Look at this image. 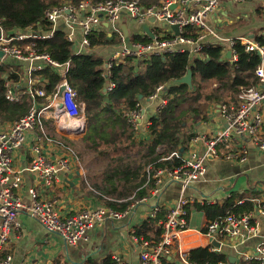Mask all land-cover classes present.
Instances as JSON below:
<instances>
[{
	"label": "built area",
	"instance_id": "obj_1",
	"mask_svg": "<svg viewBox=\"0 0 264 264\" xmlns=\"http://www.w3.org/2000/svg\"><path fill=\"white\" fill-rule=\"evenodd\" d=\"M220 1L193 0V8L189 12L184 7L189 0H167L159 5L148 6H143L138 0H98L95 2L78 0L75 4L64 2L45 11V17L51 29L43 33H35L33 30L9 32L0 18V50L4 52V56L0 58V64H4L5 57L10 56L27 63L25 88H21L20 85L6 78L5 97L9 101H19L24 96H28L27 98L31 101L26 114L14 120L10 127L0 128V264H12V255L7 252L2 255V252L9 241L11 231L19 225L17 218L22 211L28 212L37 219L47 232L60 235L69 246H75L83 240L86 230L102 223L105 218L118 219L126 213L125 210L119 211L109 206H99L94 209L84 208L74 214L61 216L55 207V200L38 197L34 188L28 189L29 204H25L22 198L15 193L22 182V170L13 167V152L24 144L28 134L35 128L46 141L60 146L64 155L50 157L42 151L41 144L34 143L30 147L31 161L25 168L27 171L33 173L43 184L50 185L61 171L72 169V162L79 164L80 158L75 148L62 137L49 136L45 131L42 117L49 114L55 122L57 132H63L70 138L81 135L86 128L87 117L84 111V101L79 99L76 90L67 78L71 65L70 60L58 62L47 53L38 52L32 39L51 37L54 28L62 20L66 28V38L72 44L75 42L73 30L76 27L81 29V47L76 52L80 53L90 47L87 36L101 24L99 17L113 25L122 13L140 22L147 17H153L154 20L161 21L169 27L172 24L178 25L177 35L153 36L147 42L138 41L113 52L102 72L103 77L108 78L110 75L108 68L128 56L135 60H143L150 55L162 56L173 52H188L191 59L200 58L203 47L209 43L200 42L203 35L185 36L183 30L188 25L207 28L205 20L218 7ZM172 4H179L182 7L172 9L170 7ZM79 11H83L80 16ZM207 31L210 35L218 37L214 30L207 28ZM223 40L228 44L227 51L230 52L228 60L231 62H236L238 58V53L234 48L236 43H240L246 52L256 53L260 57V63L254 68L256 82L240 88L236 105L222 103L218 106L219 113L225 121L224 126L208 136L194 134L191 137L193 144L201 140L204 142L203 151L198 152L193 148L186 152L173 151L163 157V160L176 157L179 159L178 164L155 166V163L151 162L144 167L142 174L144 182L130 198H134L136 191L141 188H147L150 194L156 195L170 182H178L181 191L179 197L167 208L165 217L158 222L162 229L159 240L152 242L133 234L132 239L140 244L141 264H163V258L180 237L181 232L188 227L187 206L195 203H210L203 198L197 199L185 195L189 184L204 176L207 161L210 158L221 157L232 161H245L248 153L244 143L245 138H248L264 156V113L262 111L264 107L261 109L264 105V45L247 35L227 37ZM46 65L52 67L58 74L54 89L48 94L45 92L44 85L41 82L37 83V79L32 74ZM113 87L114 82L109 78L106 81L105 91H110ZM166 88V83L158 84L148 96L156 113L167 103ZM36 97H43L42 102H37ZM149 109L137 101L134 108L124 111L123 115L132 129L137 130L141 127L142 118ZM149 124L148 120L147 125ZM104 197L114 200L107 196ZM147 198V195L143 194L134 203L144 202ZM256 210L264 215V206ZM157 213L158 208H153L151 218H155ZM205 234L215 241L224 239L244 241L258 234L256 213L253 210H243L240 213L230 212L208 222ZM218 243L217 248H220L221 242ZM215 247L212 246L210 250L214 251ZM241 257L240 260H256L258 264H264V238L254 248V252L244 251ZM183 261L189 263L185 259ZM21 264L30 263L23 261ZM112 264L128 263L121 254L115 253L112 255ZM203 264H229V261Z\"/></svg>",
	"mask_w": 264,
	"mask_h": 264
},
{
	"label": "crops",
	"instance_id": "obj_2",
	"mask_svg": "<svg viewBox=\"0 0 264 264\" xmlns=\"http://www.w3.org/2000/svg\"><path fill=\"white\" fill-rule=\"evenodd\" d=\"M77 1L64 0L63 3L71 2L75 4ZM154 1L158 2L154 3L155 5H159L167 0ZM192 2L193 0H189L184 5L187 12L193 8ZM179 7H182V5L177 4L172 9ZM82 14L83 11H79L78 15L80 16ZM99 18L101 19V24L94 30L105 31L109 37H112L116 41L104 45L90 46L86 51L91 52L93 55L103 57L105 63L113 52L120 50L123 46H131L132 43L138 42L132 40V35L147 36L150 40L153 38L150 34L158 37H170L174 34L171 27L158 20L152 21L149 19L150 17L140 22L122 13L114 25L106 22L101 17ZM205 23L207 28L214 30L218 37L210 35L207 28L195 25L187 26L195 27L190 28L193 29L194 33L189 34L203 35L200 40L203 44L209 43L223 46L225 53L223 59L228 60V44L223 40L224 38L240 35L255 38V36L264 33V0H221L218 7L208 15ZM58 26L64 28L62 20L58 22ZM27 30L33 29L27 27L23 31ZM73 32L75 42L72 44L71 50L76 53L78 51L77 49L81 47V29L76 27ZM4 61V65H16L18 63L23 73L20 84L18 85L21 88H25L27 63L12 56L7 57ZM109 78V76L105 78V81ZM168 83L170 84L171 82ZM226 92L227 97L223 101H218L214 107H208L204 114L199 116L190 115L185 122L186 126L184 130L193 135L208 136L216 129L224 126L225 121L219 113L218 106L222 103L233 106L236 105L238 100V91ZM27 100L30 101L28 98ZM36 101L39 103L42 102L39 99ZM106 101L107 98H105ZM139 101L143 106L149 107L150 109L142 118L141 127L132 131L136 142L149 140L150 135L147 132V122L149 115L156 113L154 112V106L148 100V96ZM263 107L264 105L261 109ZM262 111L264 113V110ZM85 116L87 117L85 131L81 135L75 136V138L65 136L63 132H57L55 122L49 117V114L42 117V121L45 131L49 136L53 138L62 137L72 146V143L78 140L86 145L84 136L93 132L94 124L89 122L87 115ZM12 122L0 124V128L10 127ZM191 137H189L186 149L182 150V147L179 146L178 150L174 151L186 152L192 148L198 152L203 151L204 142L201 140L193 144L190 140ZM244 141L248 152L245 161L238 162L221 157L210 158L207 161L204 176L199 180L191 182L185 190V195L197 199L203 198L210 201V203H221L233 193L245 195L243 198L250 201L254 206L252 209L245 210H253L256 213L258 234L252 235L244 241L237 239L217 240L221 242L220 248H217L212 245L210 237L205 234L207 218L204 211L197 207L198 203L189 204L187 206L188 227L181 232L180 237L174 242V245L163 259L167 258L170 262L177 264H189L183 260L191 249L205 246L211 248L213 246L216 248L214 251L224 252L228 257H235V261L229 262V264H238L241 261L242 253L244 251L254 252V248L264 238V215L258 213L256 210L258 207L264 206V156L248 138H245ZM34 143L41 144L42 151L50 157L64 155L63 149L57 144L48 142L42 138L37 128L32 130L28 134L24 144L13 152V167L17 170H22V182L20 187L15 190V193L22 198L25 204L30 203L28 189L34 188L38 197L55 200V207L61 216L74 214L84 208L94 209L99 206L111 207L106 204V200L101 198V195L91 183V181L96 183L93 179L97 177L95 172L91 170V165L87 161L86 163L85 161L83 162L80 156L79 164L72 162V169L70 171H61L56 180L50 185L43 184L33 173L27 171L25 168L31 161L30 147ZM180 191L181 186L178 182L168 183L156 195L150 194L147 189L144 194L148 197L146 201L139 203L132 202L125 209L126 213L122 218H105L102 223L86 230L85 238L75 246L67 245L60 235L47 232L37 219L28 214V212L22 211L18 214L17 218L19 225L11 231L9 241L4 246L2 255L5 252L11 254L12 264H21L23 261L29 262L30 264H107V262H112L113 254L119 253L128 264H141L140 244L132 239L136 227L140 226L147 218H151L153 208L155 207L158 208V212L160 209H163V212L166 214L167 208L179 197ZM240 200L242 201H239V203H242L243 199ZM162 219L156 220L155 224L158 225V222Z\"/></svg>",
	"mask_w": 264,
	"mask_h": 264
},
{
	"label": "trees",
	"instance_id": "obj_3",
	"mask_svg": "<svg viewBox=\"0 0 264 264\" xmlns=\"http://www.w3.org/2000/svg\"><path fill=\"white\" fill-rule=\"evenodd\" d=\"M63 1L0 0V18L9 32L23 31L31 27L35 33H43L51 29L45 17V11L61 5ZM138 1L144 6L158 3L154 0ZM190 28L195 27H185L183 35L195 37L196 34H189L194 33ZM87 37L92 47L116 41L105 31L98 30H93ZM255 39L264 45L263 34L255 36ZM132 40L147 42L149 38L132 35ZM32 42L38 52H45L58 62L70 60L68 81L76 90L79 99L85 102V113L89 122L94 124L93 132L84 136L86 146L109 157L100 181L94 185L101 198L106 200V204L117 210H125L146 193L147 188H141L136 191L134 198H130L144 182L142 170L145 164L154 162L155 166H171L179 163L176 157L165 160L161 157L178 150L179 146L182 150L186 149L189 137L193 134L184 130L185 122L191 115H189L190 111L193 114L199 112L193 103L203 93L204 84L214 81L218 83V88L224 91L239 92L241 86L246 87L256 82L254 68L261 61L256 53L246 52L240 43L234 46L238 53L236 62L224 60L223 46L218 44L204 46L201 57L193 59L188 52H173L162 56L150 55L143 60H135L128 56L108 68L114 87L110 91H104L106 81L102 72L105 60L88 51L74 53L71 50L72 43L66 38L65 28L56 26L51 37L33 38ZM4 64H0V124L20 118L28 112L30 107L28 96H24L19 101L6 99V78L19 84L23 73L18 63ZM187 69H191L192 73L191 86L176 82V79L186 74ZM32 74L37 79V83L41 82L44 85L47 94L52 92L58 80V74L52 67L46 65ZM162 83H166L167 103L157 113L149 115L150 124L147 128L149 140L136 142L133 129L123 112L134 108L137 101L147 98L155 87ZM218 88L210 91L214 94ZM212 97L209 92L208 100ZM215 97L218 100V95ZM105 98H107L106 102ZM37 99L43 100L42 97ZM132 152L141 154L142 164H135L128 158L131 157ZM104 196L114 200L106 199ZM243 197L245 195L233 193L221 203L197 204V207L204 211L208 223L230 212L240 213L245 209H252L253 204ZM240 199H243L242 203H239ZM163 211L160 209L155 218L144 220L140 226L136 227L134 234L152 242L159 240L162 229L160 225L155 224V221L164 218ZM185 260L191 264L229 261L227 254L212 251L207 246L191 249L185 255ZM163 264L177 263L165 258ZM238 264L258 263L256 260H241Z\"/></svg>",
	"mask_w": 264,
	"mask_h": 264
},
{
	"label": "rangeland",
	"instance_id": "obj_4",
	"mask_svg": "<svg viewBox=\"0 0 264 264\" xmlns=\"http://www.w3.org/2000/svg\"><path fill=\"white\" fill-rule=\"evenodd\" d=\"M151 5H155V4L152 3ZM161 29H162V27H161ZM5 59H7V57ZM218 86H219L218 83H215L214 81H208L207 83H205L204 88H203V93L193 103V105L198 108L199 112L197 114H193L192 111H190L189 115L191 114V115L199 116L201 114H204L208 107H210V106L214 107L218 101H223L227 97L226 96L227 92L218 88ZM214 88H218V89L213 94L212 91H210V90H212ZM209 92H211V94L213 96L210 100H208V98H207ZM217 95H218V100L215 97ZM72 144L75 147V150L78 152L81 160L83 162L85 161V163L87 161V163L91 165V170L93 172H95V174L97 176L93 180H95L96 182H99L101 179V176L103 174L104 167H105L107 161L109 160V157H107L105 155H101L100 153H98V150H93L91 148H88V146L84 145L80 140L75 141V143H72ZM76 145L80 148V149L78 148L79 151H78ZM130 156L131 157H128V158H130L133 163L142 164L143 158H142L141 154H139L137 152H132L130 154ZM161 158L163 159V157H161ZM89 180H90V178H89ZM91 183L95 187V185L92 181H91Z\"/></svg>",
	"mask_w": 264,
	"mask_h": 264
},
{
	"label": "water",
	"instance_id": "obj_5",
	"mask_svg": "<svg viewBox=\"0 0 264 264\" xmlns=\"http://www.w3.org/2000/svg\"><path fill=\"white\" fill-rule=\"evenodd\" d=\"M175 6H176V4H172L170 7L173 8ZM149 19L152 20V21L154 20L153 17H150ZM170 27L174 31V34L175 35H177L179 33L178 25L177 24H172V25H170ZM123 31L125 32V30H123ZM125 33H127V32H125ZM150 36L153 37L152 34H150ZM229 55H230V52L227 51V56L229 57ZM3 56H4V52L0 50V58H2ZM191 81H192L191 69H187V72H186L185 75H183L182 77L176 79V82H178V83H184V84H186L188 86H191V84H192ZM140 97L141 96L139 95V98ZM211 242H212V244L214 246L219 247V243L217 241L211 240ZM228 260H229V262H234L235 261V257L229 256L228 257Z\"/></svg>",
	"mask_w": 264,
	"mask_h": 264
}]
</instances>
